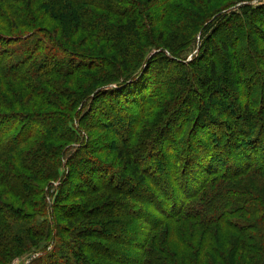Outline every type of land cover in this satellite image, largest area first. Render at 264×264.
Returning <instances> with one entry per match:
<instances>
[{
	"label": "trees",
	"instance_id": "16d2710c",
	"mask_svg": "<svg viewBox=\"0 0 264 264\" xmlns=\"http://www.w3.org/2000/svg\"><path fill=\"white\" fill-rule=\"evenodd\" d=\"M229 1L187 62L205 0H0V264H264V4Z\"/></svg>",
	"mask_w": 264,
	"mask_h": 264
},
{
	"label": "rangeland",
	"instance_id": "374dc122",
	"mask_svg": "<svg viewBox=\"0 0 264 264\" xmlns=\"http://www.w3.org/2000/svg\"><path fill=\"white\" fill-rule=\"evenodd\" d=\"M205 2H206V0H205ZM230 2L231 1H229V0H213L212 4L211 3L208 4L206 2V5H205V8H203V11L206 12L207 17L204 20L206 22L207 21L211 22V24H210L211 26L209 25L210 26L209 27L208 24H206L204 29H202L201 32H198L195 35L194 43L190 47L189 52L186 55L187 62H190L193 59H197L199 57V55L201 54V52H203L205 39L208 36V34L212 33L213 28H214L213 26H215L216 22H218V20L219 21L222 20L223 17L227 16L228 15V11H231V10L233 11V10H239L240 9L241 6H239V5L231 8V9H228V8H230ZM248 3L251 4V5L258 6V5L264 4V0H249V1H246L245 4H248ZM212 13L215 16H213ZM212 16H213V18H211ZM213 19H215V21ZM195 20H196L195 17H193V18L190 17L189 19H187V23L185 24V26H190V27L193 26V24L196 22ZM185 26H183V28ZM183 28H181V29H183ZM79 36H82V35L80 34ZM83 36H85V35H83ZM83 36L81 38H83ZM74 39H75V37H74ZM78 40H80V43H81V39L78 38ZM88 43H89L90 47L88 49L84 48L85 50H89L90 52H93V53H94V51L98 52V53L104 52L103 50H101V49H103L102 47L97 46V45L95 47V44L93 43L92 39H90ZM80 48L83 49L82 47H80ZM226 57H228V56H225V55L223 56V61H222L223 66L221 68L222 69L224 68L225 74L229 78H231V75L233 73L232 72L229 73L227 71L229 66H230V64H229V61H228L229 58H226ZM226 60H227V62H226ZM229 69L231 70L232 68H229ZM92 75H93L92 71L77 74L76 76H74L72 82H73V84H75V86L77 85V83H81V85H79L80 86L79 88H84L82 83L90 81L92 79L91 78ZM65 80H66V82L68 81L67 79H65ZM43 84L46 85L45 83H43ZM26 91L27 90H25V92ZM238 95H240V94L238 93ZM27 101L31 102L32 100L30 99V97H27ZM41 104H42L41 108H49V106H50L45 101H41ZM29 106L27 107V105H26L25 108L26 107L27 108H33V107H29ZM87 133H88L89 137H90V134L95 136L94 140H95V142H97L96 146H99L100 148H102L104 146L102 140L101 141L99 140V137L106 136L108 134L107 131L93 129V130H90V132H89V130H87L86 134ZM88 135L86 136V138L88 137ZM104 141L106 143V142H108V139L105 138ZM82 142H84V141H82ZM54 144H56V143H54ZM99 154L102 155L103 157H105V159H107L108 162H111V163L115 164L119 169H121L120 171L123 172L124 167H125V165H124L125 163L122 160H119L118 155L116 157L115 154H112V155L106 157V153H104V154L99 153ZM54 190H55V195L53 196V200L50 201L51 204L54 203V200H55L57 194L60 191L58 183L56 184V187L54 188ZM10 198H12V196H10ZM126 207H127V205H126ZM140 223H141V230H142L141 236H144V232L148 228L147 225H149V224H147V222L145 220L143 221L142 219H140ZM112 239L110 240V243L109 242L107 243L108 247H109V250H110V251L109 250L106 251L108 256H110L111 258H119L121 256L125 257V258L133 257V255H130V254L127 255V254L132 252L133 242L135 241V239L134 240L132 238L126 239L125 236L124 237H121V236L116 237L115 236ZM51 248H52V244L50 242H43L41 244L33 246V248H31L30 250H27V248L24 249V250H20L18 252L19 254L17 256L13 257L12 259H9L5 264H30L33 260H35L39 256L46 255L47 252H49L51 250ZM110 264H113V263H110Z\"/></svg>",
	"mask_w": 264,
	"mask_h": 264
}]
</instances>
